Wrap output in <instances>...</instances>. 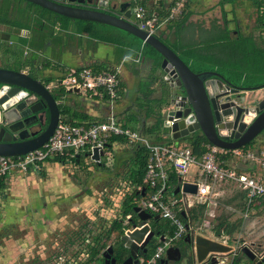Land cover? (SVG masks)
<instances>
[{"label":"water","instance_id":"water-1","mask_svg":"<svg viewBox=\"0 0 264 264\" xmlns=\"http://www.w3.org/2000/svg\"><path fill=\"white\" fill-rule=\"evenodd\" d=\"M24 1L72 20L114 27L157 51L162 57L160 68L165 74V83H169L167 79L170 77L175 80V84L170 85L162 112L163 128L168 130L171 140L176 142L200 132L212 146L221 150H236L250 144L264 130V99L258 103L259 109L263 111L258 116H251V107L245 105L239 94L252 90H243L214 71L194 73L160 39L148 36L134 25V13L130 3L117 2L112 5L110 0H68V4L55 0ZM0 40L18 43L19 37L0 31ZM178 89L182 90V96L176 94ZM46 109L47 124L43 120ZM59 116V102L38 80L33 79L26 71L0 68V126L8 125L7 131L0 129V156L17 157L41 148L56 128ZM35 122H40L45 129L40 134L29 135L31 125ZM224 128L236 130L235 141L227 142L222 134ZM15 134L19 141H16ZM92 158L99 159L96 151ZM196 189L197 186L190 183H183L181 186L183 193L195 194ZM179 191L180 188L177 187L175 193ZM133 212L136 218L130 217L124 222L132 230L123 232L120 237L124 249L129 253L122 264H139V260L146 257L151 241L160 233L155 232L148 223L151 219L159 220L158 216H151L138 206L133 208ZM181 215L185 216V213L181 212ZM233 224L234 221L228 219L225 229L230 231ZM162 239L160 236V240ZM186 240L191 247L190 264H232L234 257L235 264H242L239 255L244 256L246 264H264V257L257 259L247 246L232 251L224 243L193 233H189ZM112 253V247L105 250L104 264H115L116 259H111ZM227 254H232V258L225 257ZM181 257L180 248L174 244L159 264H180Z\"/></svg>","mask_w":264,"mask_h":264},{"label":"built area","instance_id":"built-area-1","mask_svg":"<svg viewBox=\"0 0 264 264\" xmlns=\"http://www.w3.org/2000/svg\"><path fill=\"white\" fill-rule=\"evenodd\" d=\"M164 0H148V5L157 6ZM171 7L164 18L159 17L157 9H147L133 0L134 25L148 36H157L170 22L182 14L187 0H171ZM141 55L124 57L119 65L109 69L94 70L92 67L68 69L64 72L57 86L66 97L70 94H82L88 99L103 101L108 112L102 121L80 122L71 124L59 117L56 128L47 142L39 149L17 157L0 156V177L9 173L38 174L46 160L63 156L71 151L73 155H85L94 163H98L104 154H108V144L118 137L126 141L132 148H142L146 153L144 184L148 187V196L138 201V207L150 214L166 220L168 229L162 235L163 239L155 244L150 258H141L139 264H159L167 250L181 242L189 233H193V225L189 220L186 224L178 214L185 213L195 206L215 207L212 199V188L216 183H231L243 195L244 217L264 205V151L255 150L243 152L238 150H221L211 144L203 145L205 152L201 157L194 155L190 148L177 147L173 144L154 143L140 131L126 127L116 116V104L121 98V70L124 62L139 63ZM172 77L168 81L173 82ZM99 155L98 160L92 158L93 152ZM228 155L248 162L249 167L238 170L224 161ZM196 172L187 180L190 169ZM174 173L180 179L181 196L170 193L169 175ZM183 183L197 186L195 194L181 192ZM139 191L142 188L138 189ZM143 191V190H142ZM234 212V211H232ZM211 216V212L208 214ZM130 216L126 217V220ZM227 216L221 222L227 221ZM220 235L228 237L223 231L224 226L217 225ZM126 229V231H131ZM194 234V233H193ZM229 238V237H228Z\"/></svg>","mask_w":264,"mask_h":264},{"label":"crops","instance_id":"crops-1","mask_svg":"<svg viewBox=\"0 0 264 264\" xmlns=\"http://www.w3.org/2000/svg\"><path fill=\"white\" fill-rule=\"evenodd\" d=\"M123 1H127L133 4V0H110L112 5L117 2L122 3ZM137 1H139L140 3L142 0H137ZM145 1L147 2L148 5V0ZM252 4L253 2L250 0H233V1L192 0V3L190 4L188 9L190 12L189 14L190 16L183 25V27L177 31L173 24L172 25L168 24L162 30V32H160L158 36L167 43H170L171 45H176L178 47L192 46V47H196L197 49L204 50V47L206 46L207 42L213 41L214 38L220 35L221 31L224 29V26L226 25V24L224 25L223 21H226V23L228 24L226 26L227 29L230 31V34L233 33L232 38H234L238 34L234 30V28L237 25L238 31L240 33H243L246 36L248 35H253V37L256 36L257 38L255 39L257 40V42H260L258 40V37L263 35L264 33L261 34V32H256L257 34L254 35V32L248 33L245 32L243 29L241 30L240 28L241 19L239 15H255L253 12L256 10L254 9V5ZM223 14L225 15V19L222 18ZM218 16L221 19L220 21L218 20ZM249 18L250 17H248L247 19ZM230 26H233L232 30ZM55 31H56L55 37L58 39V41L57 44H55L54 46L56 47V51L59 54L62 53V56L59 55V59H63L64 64L61 63L59 60L51 61V62L48 61L47 57L45 56L44 48L42 49L41 52L39 51L38 53L32 55L30 58V61H34L37 65H41L42 67H46L49 64V66L52 67L53 70L52 75L55 76L54 78L60 79L64 74V72L67 71L68 69H76L80 67H92V68H100L103 70V68L104 69L113 68L114 66L119 65V62L122 60V57H125L126 55L124 54L125 53L124 51L116 49L114 46L106 43L90 40L86 37V35L82 37H79L78 35L71 36L70 33L72 31V28L69 29L70 33L60 31L58 28H55ZM46 41L47 39L45 40L43 47H46L45 44ZM7 46L12 47L13 45L7 44ZM210 52H213L215 55L218 54L221 55L219 49L218 51L216 49H213ZM119 58H121V60ZM152 67L153 65L151 60L145 58H141L138 64L128 62L123 66L121 70L122 94L120 100L118 101L115 107L116 116L119 122L122 123L123 125H125V122L131 120L130 116H134L137 119V123H134L135 128L146 129L150 127L154 122L153 114H156L158 112V106L152 103L153 100H156L157 102L159 99L163 100V104L160 105L159 108L161 114L164 111L166 100L168 99V95H169V88L166 84H164L165 87L161 86L162 84L161 81L163 76V71L161 70V68L157 69L155 72L152 73ZM151 77L155 78L156 81L152 83L150 87L147 88L146 82H150ZM156 86L160 87V91H159L160 97H153V94L156 92ZM149 90L150 91L152 90V94L148 93ZM254 90L245 92L246 98L244 99V101L248 102L247 95L249 93L251 92L256 93L262 89L258 91H254ZM57 101L59 102V107L61 108L60 110L61 111L66 110V114H64V118H66L68 123L71 124H76L80 122L102 121L108 112V107L103 101L96 99L93 100L88 99L84 97L82 94H70L68 99L59 98ZM147 111L151 112L150 117L147 116ZM146 136L149 137L150 140L156 141L155 143L175 145V143H173L175 141L171 140L169 134L168 135H163L162 133L159 134L157 137L158 140L155 139V136H151V137L148 135ZM183 139H180L181 142H186L187 145H189V141ZM258 143H264V141L261 140V142ZM255 150H260V149L258 147V149H254L251 151H255ZM137 152H138L137 149L130 147L125 142L119 143L114 141L112 144H110V147H108V154L114 156L116 158V161L114 158V162L111 161L108 162V164H106L107 174L115 177L117 173H120V169L125 168L123 173H128L129 175L130 172L128 170V167L131 164H135L137 162V156H138ZM233 159H238V158L232 157L230 161ZM238 160L239 161L236 163L237 166L234 161V167L237 168L238 170L245 171L249 167V163L242 161L241 159ZM114 163H120V164H118V166L116 167ZM73 164L74 163L70 161H67L65 164H62V162H53L52 159H50L43 166L44 175L42 176H40L39 174H32V173H26V174H21L17 172L9 173L7 178L5 179L6 188L2 193L3 200L0 201V207L1 206L5 207L6 205H10V204L12 205L13 204L12 201H15L18 195L23 194V192L25 193L26 191L24 189L27 188L25 186V182L31 185V183L33 182L35 183L36 180L34 179L38 178V181H42L41 178H44L46 179V181L43 182V185H41L40 183L38 185L39 195H41L43 191L45 192L47 188H53L55 191L54 193L55 194L57 193V195L53 199V203L50 204L52 205V207H48L50 213L49 216L46 215L49 218L48 222L55 223L56 221H61L64 216L62 215L63 212L69 211L70 213H73L78 210L77 208H80L79 203L76 200L71 202L72 196L80 191L78 184V175H76L77 173H79V170L75 169ZM191 178L192 176L187 177V179H191ZM20 187H22L23 189H21ZM13 192H15V196L12 195V197L10 198L9 193L13 194ZM240 195L242 194L239 192V194L236 195L238 198L233 201H241L239 200ZM6 200L8 201L7 204L4 202ZM233 201L232 202L229 201V202L233 203ZM229 204H227L226 207H228ZM197 207L198 206H195L193 208L196 209ZM260 208H264V205L263 207ZM227 209H231V211H234L233 208H227ZM241 210L244 212L243 208H241ZM211 211H212V207L211 208L204 207L201 219L205 215H208L209 212ZM255 211H253V213ZM250 213L252 212H249V214ZM104 214L105 213L103 212L101 213V218H106L104 217L105 216ZM23 217L24 215L21 216L19 218V221L15 222V224L18 225L25 222L24 226H26L27 225L26 220H22V222H20ZM112 220L113 219H111V221ZM237 221H234V224L236 225L235 228L232 230V232L229 233L228 231L226 233L225 228H223V231L226 234H228L229 238L227 237L225 240L220 242L230 247L232 251H235L236 248L238 249L244 246L250 248V246L254 244V241H248L246 239V236L249 234L250 229L247 231H243L247 228V225L243 226L239 224ZM65 223H66L65 220L64 222L61 221L62 225H64ZM195 223L197 222L195 221ZM15 226L16 225H14L13 222H11V224H9L7 228L8 230L10 229L12 230L13 228L16 229ZM3 227H4V222L1 221L0 230L3 229ZM14 229L11 233V236L14 233H16L15 232L16 230ZM200 230H203V232H205L204 230H208V232L211 233L212 235H218L215 233L216 230H214V227H212V229L209 228L207 221L203 222V226L199 229V231ZM163 234L159 233V236L156 237L155 240H153V244H156V242L160 239V236H162ZM4 235L6 236V234ZM5 236L4 238H6ZM200 236L214 240V238H212L211 235H209L210 237L205 236L203 234H201ZM29 238H30L29 234L28 235L25 234V236L22 237V239L27 242H30ZM4 240L6 241L7 239ZM13 243H14V239L11 238L8 241V244L11 245ZM18 251L21 252V250ZM18 251L16 249H13L12 247L11 251H9L12 254V256L10 254H8L9 256L6 255L5 257L4 255L1 256L0 264H15L14 260L17 259L16 255L18 254ZM239 258L240 260H242V262H245L244 256L239 255Z\"/></svg>","mask_w":264,"mask_h":264},{"label":"trees","instance_id":"trees-1","mask_svg":"<svg viewBox=\"0 0 264 264\" xmlns=\"http://www.w3.org/2000/svg\"><path fill=\"white\" fill-rule=\"evenodd\" d=\"M250 1L253 2L252 5H254L257 13L256 22L258 23V29H260V31H263L264 33V23L261 21L262 17H260L259 15V11L264 5V0ZM137 2L139 3V1ZM191 3L192 0H187L182 9L181 16H179L175 21L169 23L171 25L173 24L177 31L183 27L190 16V12L188 9ZM22 4L24 5L23 7L21 6ZM139 4L145 6L146 8L148 7L147 9H157L159 17L162 19L168 14V9L171 7L172 1L164 0L158 3L157 6H152L151 4L147 5V2L145 0H142ZM222 18L225 19L224 14L222 15ZM223 23L224 25L226 24L224 26V29L221 31L219 36L214 38L213 41L206 43V46L204 47L205 51L192 46H177L178 50H173L172 48H170L166 41L161 39L158 35L156 37L170 49H172L194 73H200L203 71H215L221 73L227 81L231 82L233 85L239 88H242L243 90H254L256 88L262 87L264 81L259 83L257 79L264 76V44L257 43V40L253 37V35L246 36L243 33H240L238 31L237 25L234 30L238 34L234 38H232L230 36V31L226 27L228 24L226 23V21H223ZM0 27H8L13 30V32L11 31V33L14 34L20 33L23 30L33 32L35 36H33L31 39L28 40L21 37L20 40L27 44L30 49L32 48L36 51L40 50L44 46V42L46 39L52 40L53 43L57 44L58 39L55 37V28H58L60 31L67 33H70L69 29L72 28V31L70 33L71 36L78 35L79 37H82L86 35V37L90 40L106 43L114 46L116 49L124 51V54H126L125 57L133 58L134 56L140 54L141 58L151 60L153 65L152 73L157 69H160V63L162 61V57L157 51H155L152 47L143 44L139 39L130 35L129 33L100 23L72 20L35 6L24 0H0ZM1 42L3 41L0 40V43ZM21 46L24 47L23 45ZM213 49H216L217 51L219 49L221 55H215L213 52H210ZM123 58L124 57H122V59ZM119 59L121 60V58ZM126 63L128 62H124L123 66ZM94 70L97 71L100 70V68H94ZM155 81V78L151 77L150 82H146L147 88L150 87L151 84ZM161 82V86L165 87L163 80ZM121 88L122 83L120 84V96L122 94ZM148 93L152 94V90H149ZM58 99L59 98H55V100ZM152 103L158 106V112L156 114H153L154 122L150 127L146 129L130 127V124L132 122L137 123V119L134 116H130V119L132 121L130 120L125 122V126L127 125L126 127L140 131L144 136H155V139L158 140V135L161 133L163 135H168V130L163 128V118L159 108V106L163 104V100L159 99L158 102L156 100H153ZM59 109L61 108L59 107ZM60 114L64 118L66 110H60ZM150 114L151 112L147 111L148 117L151 116ZM64 120L68 123L66 118H64ZM47 122L48 118L46 120V124ZM147 138L150 139L149 137ZM185 139L189 141V145L186 147L190 148L192 153L198 158L201 157V155L205 152V148L203 145L209 144L203 135L198 137L197 133H195L193 139ZM114 141L119 143H126L124 139L115 137L111 139V143H109L107 146L110 147V144H112ZM153 142L155 143L156 141L153 140ZM251 143L241 148V150L244 153L247 151H251ZM258 147L260 150H264V143H259ZM137 151L138 156L137 162L135 163L136 172L126 176V180L128 181L127 183L131 188V194L129 195L128 193H125L123 195L120 213L112 221H109L107 227H104V232L102 235L94 236L92 232L91 234H88L86 236L83 235L81 239L82 242H88V240L90 239L92 243L86 244L83 249L81 248L78 253L74 255L76 257V260L79 262L77 264H93L94 262H96L101 255V251L106 248V242H108L110 238H115L113 242L114 244H112V248L116 253L120 255H117L118 262H120L121 258L125 257V255L127 254V251L123 247V243L120 241V237L123 235L124 230L130 229L131 226L129 224L125 225L124 222L126 221V217L128 215H130L132 219L136 218V215L133 212V208L138 206L139 203H134L133 199L137 197L142 199L143 196H148V192H150L148 187L143 182L146 165V153L142 148H137ZM80 158L81 155L76 156L73 155L71 151H69L63 156L54 157L52 161L76 162L81 161ZM222 158L224 159V161H229L228 155H225ZM49 160H46V162ZM44 164L42 165L41 170L38 173L40 176L44 175ZM6 178L7 176L0 177V201L3 200L2 193L6 188ZM169 185L171 187L170 193L177 196L178 194H176L175 191L176 188L180 185V179L174 173H171L169 175ZM139 188H142V190H144L143 196L141 195L142 190L139 191ZM237 198V196H234L229 201L232 202ZM140 199L138 201H140ZM240 200L241 208H244V206L242 205L243 195H240ZM229 201L227 202V204L230 203ZM204 207L205 206L203 205H199L196 209H190L187 212V216H182L180 213L178 214V216L185 224L189 220L191 221V223L195 221L198 222L202 216ZM218 221H220V219ZM226 222L225 224L224 222H220V225H223L225 228ZM164 225L166 226L165 228L160 230V234H163L169 227L167 221ZM235 225L236 224H233L232 229L229 231V233L232 232V230L235 228ZM214 230H216V234L220 235L217 226L214 228ZM227 232L228 230H226V233ZM71 243L72 241L69 242V245ZM154 247L155 244L152 245L151 250L147 253L145 258L151 257ZM84 256L85 259H83Z\"/></svg>","mask_w":264,"mask_h":264},{"label":"rangeland","instance_id":"rangeland-1","mask_svg":"<svg viewBox=\"0 0 264 264\" xmlns=\"http://www.w3.org/2000/svg\"><path fill=\"white\" fill-rule=\"evenodd\" d=\"M24 6L23 4L21 5ZM255 9V8H254ZM248 11V10H247ZM255 15H239L241 19V30L243 29L245 32L252 33L254 32V35H256V32H261L260 29H258V23L256 22V11L253 12ZM260 17H262L261 21L264 23V6L259 11ZM14 16V15H13ZM17 16V15H15ZM238 16V15H236ZM242 16V17H241ZM250 17L249 19H247ZM218 20L221 19L218 16ZM245 25V26H244ZM231 30L233 26H230ZM254 28V29H253ZM261 28V27H259ZM256 30V31H255ZM262 30V29H261ZM263 33V31L261 32ZM231 37H233V33L230 34ZM254 38H257L254 36ZM258 40L264 44V36H259ZM170 48L173 50H178V47L176 45H171L170 43H167ZM4 46H7L4 42L0 43V50L4 49ZM9 53L17 52L19 53L22 50L18 46H12L8 47ZM5 50V51H6ZM4 51V52H5ZM2 53V55H7L8 53ZM49 55V53H48ZM7 57V56H6ZM8 60V57L7 59ZM52 60H59L61 63L64 64L63 59H57V57H52ZM55 79V78H53ZM255 80V79H254ZM257 81L263 82L264 76L257 79ZM55 89H51V91H54ZM160 87L156 86V92L153 94V97H160L159 94ZM264 97V89L260 90L259 92H251L247 95L248 101L255 100V99H261ZM130 126L134 127V123L132 122ZM261 139V138H259ZM176 146L186 147L188 146L186 142H173ZM259 143L258 140H254L251 143V150L258 149ZM82 161L85 158V155H81ZM114 156L110 154H104L102 159L106 164L108 162L113 161L114 162ZM116 161V158H115ZM234 161L235 164L239 161L238 159H233L229 161L230 166L234 167ZM117 167L120 163H114ZM92 166V165H91ZM237 166V164H236ZM240 166V165H239ZM122 167V166H121ZM235 168V167H234ZM125 170L120 169V173H117V175L110 176L108 174L106 175H98L93 179V182L90 181V176H87L84 171L77 173L78 175V184L79 189L83 190L84 198H80L79 192L77 194H74L72 196V200H76L77 202L80 199H83V202L79 203L80 208H77L78 210L76 212L70 213L69 211L63 212L62 215L63 219L61 220L66 223L64 225L61 224V221L48 222L49 218L47 216L50 215L49 209L47 208V205H50L53 203V199L56 196L53 188H47V190L42 192L41 195H39L38 191V185L39 183L43 185V182L46 181V179L41 178L42 181H38L37 179L35 183H31V185L27 182H25V188L26 191L23 194H20L17 196L15 201H12V205H6L5 207L1 206L0 209V222H4L3 229L0 230V257L4 255V257L8 254L12 256V254L9 252L11 251V248L13 249L21 250L18 251L17 259L14 260L15 264H77L79 263L76 260L75 254L78 253V251L85 247L86 244L92 243L90 239L88 242H82L81 239L83 235L92 234L94 236L96 235H102L104 232V227H107L108 222L111 221V219H114L117 217V215L121 211L122 206V199L123 195L125 193H131V188L129 187L128 181L126 180V176L128 173H123ZM128 170L130 174L136 172V166L135 164H131L128 167ZM196 172L195 169H190L188 172V176H193V174ZM82 173V174H81ZM89 175V174H88ZM33 177V176H31ZM189 180V179H187ZM30 185V186H29ZM35 187V188H34ZM37 187V188H36ZM19 188V187H17ZM23 189L22 187H20ZM38 189V190H37ZM41 189V188H40ZM87 191V193H86ZM212 199L216 201V206L212 207L211 216L205 215L202 219L195 223L193 222V233L195 235L203 234L205 236L214 238L217 242H222L226 238L222 237L221 235H212L208 232V230L199 229L203 226V222L207 221V224L209 225V228L212 229V227H216L221 221V217H226L228 219H232L233 221H237L241 225H247V228L243 231H247L250 229L249 234L246 236V239L248 241H254V246L260 245L261 251L264 248V208L257 209L254 213H248L244 217V213L241 210V201H233V203H230L228 207L227 202L237 194H239V191L237 188L231 184V183H216L212 188ZM15 196V192L13 194L9 193V197L11 198ZM178 196H181L178 194ZM85 200V201H84ZM240 200V199H239ZM7 204V200L4 201ZM87 202V204H86ZM3 203V202H2ZM14 205V206H13ZM16 206V207H15ZM39 207V208H38ZM49 207V206H48ZM47 208V209H46ZM227 208H233L235 212H232L231 209ZM39 210V211H38ZM45 211V213H44ZM105 213L104 217L101 218V213ZM16 213V214H15ZM24 217L21 219L27 221V225L24 226V223L15 224V222L19 221V218L21 216ZM47 215V216H46ZM243 215V216H242ZM90 217V219H89ZM214 217V218H213ZM220 219V221H218ZM103 221V222H102ZM13 222L16 229L12 236L11 233L13 229L8 230L7 226ZM162 223H165L166 220H161ZM151 227L155 230V232H160L163 228H165L166 225L164 224H156V222H151ZM244 229V228H243ZM80 233V234H79ZM6 234V236L4 235ZM25 234H29V240L30 242H27L22 239ZM4 236L6 238H4ZM14 236V237H13ZM79 236V237H78ZM14 239V243L9 245L8 241L10 239ZM4 239H7L6 241ZM115 238H110L108 242H106V245H112L114 244ZM156 237L153 239L155 240ZM153 240L148 246V250H151V247L153 245ZM72 241V243L69 245V242ZM228 241V240H227ZM5 250V251H4ZM105 249L101 251V255L99 259L94 262L93 264H102L101 258H103V253ZM83 254V253H82ZM82 256V255H81ZM188 254L182 255L181 260L179 261L180 264H188ZM82 258V257H80ZM85 259V256L83 257ZM242 264H246V261Z\"/></svg>","mask_w":264,"mask_h":264},{"label":"flooded vegetation","instance_id":"flooded-vegetation-1","mask_svg":"<svg viewBox=\"0 0 264 264\" xmlns=\"http://www.w3.org/2000/svg\"><path fill=\"white\" fill-rule=\"evenodd\" d=\"M55 1L63 2V3H67L68 2V0H55ZM122 3L126 4V3H130V2L123 1ZM72 5L78 6L76 4H72ZM130 8L131 9L134 8L133 4H131V3H130ZM0 31L8 33V34H14V33H11V31L13 32V30H11L8 27H0ZM15 35H17L19 37L18 43L4 42V41L3 42L5 44L18 46L22 50V52L21 51L19 53L14 52V53L11 54V53H9V50H8V51H6V52H8L7 55H5V54L2 55V53L7 49V46H4V49L0 50V68L11 69V70H14V71H26L29 76H31L35 80H38L42 85H44L46 87V89L52 94V96L54 98L57 99V98H60L61 96H63L62 98L68 99L66 97V95L64 94V92L62 91V89L57 86V84L60 81V79H57V78L53 79L55 76L52 75V72H53L52 67H50L49 64L46 67H42L41 65H37L34 61H30L31 56L36 54V53H38L39 51L41 52L43 48H44L45 56L47 57V60L50 61V62L51 61H56V60H52V57H54V59H55V57H57V59H58L59 55L62 56V53L59 54L56 51V47L54 46L56 43H53L52 40H48L47 39L48 42L46 41V43H45L46 47H42L40 50L36 51V50H33L32 48L30 49L27 44H25L24 42H22V40H20L21 37H23L25 39H28V40L31 39L33 36H35L33 32H29V31L23 30L20 33H17ZM37 41H38V39H37ZM21 45H23L24 47H22ZM48 53H49V55H48ZM6 56L8 57V60H6L7 59ZM219 74L222 75L221 73H219ZM164 76H165V74L163 73L162 80H163L164 84H166L170 88L171 81H169V83L168 82L165 83V81L163 79ZM172 83L175 84V80H173ZM51 89H55V90L51 91ZM260 89H264V84H263V87L259 88V90ZM254 91H258L257 88ZM172 92H173V90H172ZM176 94L178 96H182L183 95L182 90L178 89ZM239 95H240L239 98H241L242 100H244L246 98L245 92H242ZM263 99H264V97H262L261 99H255V100H251V101H248V102L244 101L245 105H247V107H251V109H250V111L252 112L251 116H253V117H254V115L258 116L263 111L262 109H259V107H258V103L260 101H262ZM59 111H60V109H59ZM60 116H61V114H60ZM61 117H63V116H61ZM47 118H48V112H47V109H46L45 118L43 119L45 124H46ZM1 128H3L5 131H7L8 130V125L7 124H3V125L0 126V129ZM237 128L238 127L236 126V130H237ZM44 129H45V127L43 125H41L40 122H35L34 124L31 125L29 135L32 134V133L40 134ZM236 130H233V129L228 130L227 128H224V130H222V134L227 138V142L235 141ZM195 133H197L198 137H200L202 135L200 132H195ZM195 133L192 134L191 136L187 137V138L193 139ZM168 134H169V132H168ZM3 135H2V138H3ZM12 136H14V135H12ZM17 136L18 135L15 134L16 138H17ZM29 138H31V136ZM259 138H261V139H259ZM256 139L258 140V142H261V140L264 141L263 140L264 139V130L261 131L256 136V138H254V140H256ZM16 141H19V139L17 138ZM236 150H238V149H236ZM80 160L81 161L72 162V163H74L73 166H74L75 169L79 170V172L84 171V173H86L87 176H90L89 179H90L91 182H93V179L96 176L103 175V174L106 175L107 174V171H106L107 165L103 161V159H101L98 163H94L93 161H91L89 158H86V157L84 158L83 161H82V158H80ZM65 163L66 162H62V164H65ZM130 194L131 193H129V195ZM79 195H80V198H82L84 196L83 190L79 191ZM139 199L140 198H138V197L134 198L133 202L137 203ZM71 200H72V198H71ZM71 202H73V201H71ZM81 202H83V199H80L78 201V203H81ZM49 207H52V205H50ZM47 208H48V205H47ZM161 220L162 219H160V218L157 221H154V220L151 219V222H153V223L156 222V224H159V223L165 224V223H162ZM177 245L180 248V251H181L182 255H186V254L189 255L188 256V259H189L188 264H190V261L192 260V253H191V247H190L189 243L187 242L186 237L181 242H179ZM108 247H113V245H107L105 250ZM260 248L261 247H260L259 244H258V246H256V245L255 246L254 245L250 246L251 252L256 256L257 259H262L264 257V248L261 251H259ZM117 255L120 256L113 249V253L111 255V259L112 258L116 259L115 264H122V262L129 256V253L127 252L125 257L121 258L120 262H118ZM226 257L231 259L232 255L231 254L230 255L227 254ZM163 258H165V256H163ZM234 259H235V257H234ZM234 259L232 260V264H235V260ZM102 260H103L102 264H104L105 261H104L103 258H102ZM108 262H109V259H108ZM168 264H176V263L168 262Z\"/></svg>","mask_w":264,"mask_h":264},{"label":"clouds","instance_id":"clouds-1","mask_svg":"<svg viewBox=\"0 0 264 264\" xmlns=\"http://www.w3.org/2000/svg\"><path fill=\"white\" fill-rule=\"evenodd\" d=\"M131 217V216H130Z\"/></svg>","mask_w":264,"mask_h":264}]
</instances>
